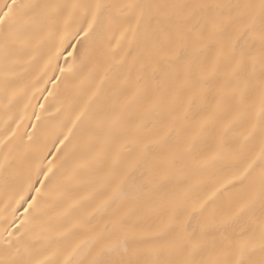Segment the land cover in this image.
<instances>
[{"label": "snow or ice", "instance_id": "snow-or-ice-1", "mask_svg": "<svg viewBox=\"0 0 264 264\" xmlns=\"http://www.w3.org/2000/svg\"><path fill=\"white\" fill-rule=\"evenodd\" d=\"M0 264H264V0H4Z\"/></svg>", "mask_w": 264, "mask_h": 264}, {"label": "bare ground", "instance_id": "bare-ground-1", "mask_svg": "<svg viewBox=\"0 0 264 264\" xmlns=\"http://www.w3.org/2000/svg\"><path fill=\"white\" fill-rule=\"evenodd\" d=\"M4 3V0H0V5H2Z\"/></svg>", "mask_w": 264, "mask_h": 264}]
</instances>
